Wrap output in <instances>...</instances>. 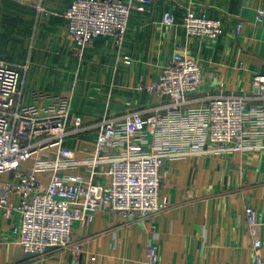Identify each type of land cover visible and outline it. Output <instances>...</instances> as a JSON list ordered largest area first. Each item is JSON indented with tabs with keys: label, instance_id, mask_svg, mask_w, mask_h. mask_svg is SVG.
Masks as SVG:
<instances>
[{
	"label": "crops",
	"instance_id": "crops-1",
	"mask_svg": "<svg viewBox=\"0 0 264 264\" xmlns=\"http://www.w3.org/2000/svg\"><path fill=\"white\" fill-rule=\"evenodd\" d=\"M150 1L145 12L131 11L121 50L112 37H104L80 56L69 39L65 16L72 0H44L45 11L0 0V55L28 65L22 72L27 94L39 89L72 95V113L81 115L86 125L106 113L154 106L156 95L136 87L154 81L178 52L200 64L202 83L189 95L196 105L221 93L252 95V76L264 74V28L255 23L264 0ZM188 8L220 20L223 33L215 39L188 35L182 27ZM165 12L174 15V25L161 23ZM16 26L21 33L13 42L10 31ZM122 56L131 64L123 63ZM260 102L249 100L251 105ZM95 136L92 130L66 143L84 156ZM258 140L263 148L254 151L165 160L159 176L169 200L166 211L128 220L98 212L92 222L75 220L72 241L82 244V250L71 246L50 248L44 255L26 253L14 232L20 213L8 218L0 207V264H148L150 241L159 245L158 264H254L253 237L261 241L259 255L264 258V224L251 231L244 211L253 208L261 222L264 130ZM0 178L13 180L12 173ZM97 181L105 184L104 178ZM18 199L12 195L13 201Z\"/></svg>",
	"mask_w": 264,
	"mask_h": 264
},
{
	"label": "built area",
	"instance_id": "built-area-1",
	"mask_svg": "<svg viewBox=\"0 0 264 264\" xmlns=\"http://www.w3.org/2000/svg\"><path fill=\"white\" fill-rule=\"evenodd\" d=\"M16 1L46 10L44 0ZM150 2L72 0L65 13L69 39L80 56L95 39L104 37H112L121 50L131 11L145 12ZM161 23L174 25V15L165 12ZM255 23L264 28V8L257 9ZM182 27L188 35L211 39L223 33L220 20L191 8ZM121 60L131 64L128 56ZM27 69V64L0 55V177L8 173L13 177L7 183L0 178V207L8 218L20 213L14 232L26 253L44 255L50 248L71 246L82 250V244L73 245V224L92 222L98 212L123 220L165 212L169 200L159 176L165 160L263 148L258 137L264 130V74L252 76L251 96L221 93L207 96L198 106L189 95L202 83L200 64L178 52L154 81L136 87L138 92L156 95L154 106L106 113L86 125L81 115L72 113V95L39 89L27 94L22 78ZM250 99L261 102L251 105ZM92 130L94 146L78 156L66 141ZM13 194L18 195L17 202ZM245 208L251 231L264 224V205L261 222L253 208ZM148 244L146 260L158 264L159 245ZM261 247L253 237L254 264H264Z\"/></svg>",
	"mask_w": 264,
	"mask_h": 264
},
{
	"label": "rangeland",
	"instance_id": "rangeland-1",
	"mask_svg": "<svg viewBox=\"0 0 264 264\" xmlns=\"http://www.w3.org/2000/svg\"><path fill=\"white\" fill-rule=\"evenodd\" d=\"M21 2V1H20ZM31 7V5H29ZM34 9L35 7L32 6ZM31 7V8H32ZM36 10V9H35ZM25 28V27H24ZM14 30L10 31V40H12L13 42H17L19 36H20V29H18V27H13ZM1 31V30H0ZM30 55H31V51H30ZM35 58V57H34ZM23 72V71H22ZM29 79H31L30 77H28ZM30 81V80H29ZM27 88V87H26ZM25 91L29 92V89H25Z\"/></svg>",
	"mask_w": 264,
	"mask_h": 264
}]
</instances>
